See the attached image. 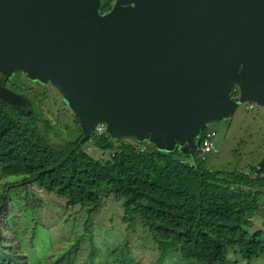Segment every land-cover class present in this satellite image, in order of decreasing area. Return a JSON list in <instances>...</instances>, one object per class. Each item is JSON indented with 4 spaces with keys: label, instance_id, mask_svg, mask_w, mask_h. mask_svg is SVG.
I'll use <instances>...</instances> for the list:
<instances>
[{
    "label": "water",
    "instance_id": "1",
    "mask_svg": "<svg viewBox=\"0 0 264 264\" xmlns=\"http://www.w3.org/2000/svg\"><path fill=\"white\" fill-rule=\"evenodd\" d=\"M100 7L0 0V73L57 81L80 107V144L106 123L193 148L207 123L233 110L232 88L264 105V0H114L105 14ZM0 100L20 104L1 86Z\"/></svg>",
    "mask_w": 264,
    "mask_h": 264
},
{
    "label": "trees",
    "instance_id": "2",
    "mask_svg": "<svg viewBox=\"0 0 264 264\" xmlns=\"http://www.w3.org/2000/svg\"><path fill=\"white\" fill-rule=\"evenodd\" d=\"M110 8L111 1L101 0L99 13ZM11 79L0 76V86L9 82L13 88ZM237 95L238 89L232 88L230 97ZM19 109L0 100L3 177L22 176V183L54 193L69 209L91 207L89 212L94 213L103 195L122 200V223L129 229L136 219L142 222L158 246L159 264L170 252L184 264H233L229 250L245 261L264 255V231L247 229L261 202L264 205V174L207 168L206 158L198 155L207 127L196 136L191 162L126 142L115 145L106 135L94 134L95 147L111 152L110 159L101 162L82 150V135L55 146L38 130L34 118ZM6 204L11 203L1 195L0 220ZM89 227L85 223V230ZM2 228L7 229L5 224ZM18 247L8 237H0V264H31ZM64 259L65 254L55 264H63Z\"/></svg>",
    "mask_w": 264,
    "mask_h": 264
},
{
    "label": "rangeland",
    "instance_id": "3",
    "mask_svg": "<svg viewBox=\"0 0 264 264\" xmlns=\"http://www.w3.org/2000/svg\"><path fill=\"white\" fill-rule=\"evenodd\" d=\"M5 75L13 78L11 82L16 86L10 88L8 82L3 88L18 98L19 111L34 118L38 130L51 144L60 146L82 135L80 107L57 81L20 69L0 73ZM231 99L233 110L206 124L214 132L216 150L204 155L206 166L214 171L264 174L259 166L264 160V105L249 103L240 95ZM97 128L102 132L94 131L91 137L106 135L115 145L126 142L190 162L197 146L196 138L191 148L175 138L157 144L151 137L137 136L134 131H112L106 123H100ZM91 137L81 144L82 150L101 162L110 159L111 152L96 148ZM22 180V176L0 174V196L7 197L11 203L6 204L7 216L0 220V226L5 224L7 228L1 229L0 237H8L13 246H19L31 264H55L64 254L63 264H159L158 246L142 222L136 219L129 229L122 223V200L103 195L101 206L94 213L89 212L91 207L69 209L63 198ZM263 206L261 202V209L250 218L247 226L250 232L264 231ZM85 223L90 224L86 230ZM123 244L126 248H122ZM228 255L233 264H264V255L250 261L232 250ZM162 264L184 263L170 252Z\"/></svg>",
    "mask_w": 264,
    "mask_h": 264
},
{
    "label": "built area",
    "instance_id": "4",
    "mask_svg": "<svg viewBox=\"0 0 264 264\" xmlns=\"http://www.w3.org/2000/svg\"><path fill=\"white\" fill-rule=\"evenodd\" d=\"M252 108V105H249V109ZM95 132L100 133L102 132L101 128H97L95 130ZM213 139H214V132L210 129H208L205 133V137L203 139L202 145L200 147V154L202 155V157H204V155L216 152L215 147H214V143H213Z\"/></svg>",
    "mask_w": 264,
    "mask_h": 264
},
{
    "label": "flooded vegetation",
    "instance_id": "5",
    "mask_svg": "<svg viewBox=\"0 0 264 264\" xmlns=\"http://www.w3.org/2000/svg\"><path fill=\"white\" fill-rule=\"evenodd\" d=\"M108 1H111V7L113 6L114 4V0H108ZM111 9V8H110ZM107 13V12H106ZM105 14V13H104ZM11 104V103H10Z\"/></svg>",
    "mask_w": 264,
    "mask_h": 264
}]
</instances>
